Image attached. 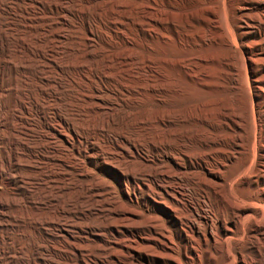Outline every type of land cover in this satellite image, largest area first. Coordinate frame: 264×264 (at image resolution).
Returning a JSON list of instances; mask_svg holds the SVG:
<instances>
[{
    "label": "bare ground",
    "instance_id": "bare-ground-1",
    "mask_svg": "<svg viewBox=\"0 0 264 264\" xmlns=\"http://www.w3.org/2000/svg\"><path fill=\"white\" fill-rule=\"evenodd\" d=\"M51 1L66 18L72 0ZM74 3L75 10L69 11L74 17L82 8L101 14L100 7L106 4L107 11L124 22L125 33L116 44L102 36L94 40L92 23L82 22L84 44L76 48H91L105 59L117 55L114 49L121 46L122 56L117 57L124 58L125 67L119 76L132 86V97L105 101L93 94L82 99L87 102L85 108L73 99L76 102L67 107L79 121L99 116L92 123V134L86 141L79 135L69 138L59 122L52 135L75 149L79 160L90 162L105 155L106 159L96 162L99 167L120 166L133 159L139 163L124 178L121 206L106 207L112 204L101 196L107 185H93L99 192L92 194L88 185L82 186L78 200L84 199L88 207L101 204L111 216L103 225L110 230V238L105 244L93 240L90 248L81 242L91 240L88 236L76 242L67 238L65 264H264V0ZM19 38L16 50L21 46L24 57L34 61L37 56L25 50L26 40ZM98 45L101 48L96 51ZM41 60L33 63L40 66ZM4 63L6 58L1 57L0 78ZM118 109L124 114L115 124ZM110 133L116 139L108 137ZM101 136L109 144L104 150L97 145ZM83 144L87 146L82 151ZM58 158L53 161L58 163ZM86 166L77 163L71 175L87 177ZM37 200L31 202L32 208L38 207ZM60 204L51 213L62 219L65 209Z\"/></svg>",
    "mask_w": 264,
    "mask_h": 264
},
{
    "label": "rangeland",
    "instance_id": "rangeland-1",
    "mask_svg": "<svg viewBox=\"0 0 264 264\" xmlns=\"http://www.w3.org/2000/svg\"><path fill=\"white\" fill-rule=\"evenodd\" d=\"M32 1L33 4L30 5V0H0V58H6V63L2 65L4 76L0 78V263L65 264L68 253L64 241L67 238L76 242L88 236L91 240H81L87 248L93 246V240L105 244L110 238V230L104 229V226L111 216L101 208V204L95 208L88 207L84 199L78 200L82 186L88 185L92 194L99 192L93 185H107V189L101 191V196L109 201L108 205L110 201L112 204L106 207L121 206L118 199L122 196L124 178L129 176V170L139 163V159H133L123 161L120 166L106 163L99 167L96 162L106 159L105 155L101 154L99 160L91 159L90 162L84 161L83 158L79 160V157L75 156V149L70 145L69 147L61 144L52 135V129H58L59 122L62 125L59 129L64 135L71 136L69 138L80 136L86 141L88 135L92 134V123H96L99 116L88 115L84 119L85 122L79 121L76 113L69 108L71 105L68 103L72 101L76 100L85 108L87 102L82 99H90L94 95L105 101L132 97L129 91L132 86L119 76L125 67L124 58L117 57L122 56L119 54L121 46L114 49L117 55L105 59L96 56L91 48H76L78 43L84 44V21L92 23L94 40L98 41L102 36L111 44H116L118 36L125 33V24L118 15L107 11L106 4L100 7L101 14L86 13L82 8L78 10V14L74 12L76 19L69 12L71 9L75 10L74 0L65 12L66 18L56 12L51 0ZM89 1L91 0H82V3L86 5ZM42 11L49 14L44 15ZM39 17L42 19H38ZM27 19H31V23ZM20 36L26 40L25 50L30 49V53H35L38 60L28 61L23 55L24 49H20L21 46L16 50ZM100 48L101 45H98L95 50ZM74 49H77L76 53ZM40 60V66L33 63ZM86 71H91V74L86 76ZM97 74H105L106 78L101 79ZM73 84L78 88L71 87ZM35 99L39 101L35 102ZM13 106L15 108L11 110ZM118 110L114 118L115 124L121 121L124 114L122 109ZM108 135L105 134L113 140L116 139L112 133ZM106 142L108 143L107 139L101 136L97 145L104 150L109 147ZM75 145L78 146L77 143ZM53 146L55 150H51ZM63 146L66 150H63ZM86 146L83 144L80 149L83 151ZM140 152L141 155L145 154L144 151ZM57 156L60 160L62 157L61 162L53 161ZM46 158H49V161L46 162ZM77 163L79 166L87 165V177L75 179L71 175L70 171L74 172ZM60 165H63V169ZM52 172L55 174H51ZM55 179H58L57 183L54 182ZM135 182H140V178L135 177ZM44 187L48 189L42 193L41 189ZM44 197L48 200L44 201ZM35 198H38V207L32 208L31 202ZM59 203L65 209L62 219L51 213L52 208ZM90 224L96 227H88ZM34 226L36 232L33 231Z\"/></svg>",
    "mask_w": 264,
    "mask_h": 264
}]
</instances>
